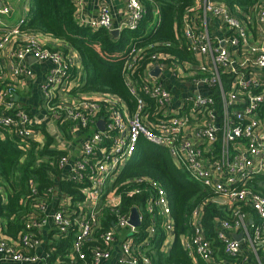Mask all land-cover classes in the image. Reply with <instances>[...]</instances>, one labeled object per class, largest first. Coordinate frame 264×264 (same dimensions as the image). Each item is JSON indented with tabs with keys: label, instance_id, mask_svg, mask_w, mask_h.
<instances>
[{
	"label": "built area",
	"instance_id": "1",
	"mask_svg": "<svg viewBox=\"0 0 264 264\" xmlns=\"http://www.w3.org/2000/svg\"><path fill=\"white\" fill-rule=\"evenodd\" d=\"M85 1L74 0L81 26L105 29L109 33L116 30L107 6H102L96 19H85L82 16ZM126 6L127 28L136 30L145 9L140 0H126ZM11 13L9 0H0V31L3 32L0 36V131L20 141L36 140L41 136L40 122L14 100L16 85L12 81L28 83L34 77L27 65L29 58L52 64L42 85L45 116L61 127L68 125L72 135L94 129L83 142L78 159L71 160L66 155L59 162L60 178L80 185L82 197L69 208L70 198L60 194L57 211L51 220L59 233L75 231L73 251L78 260L84 264L87 261L84 246L95 241V230L104 212L102 199L108 195L106 208L113 214L115 230L105 232L101 236L102 245L93 247L91 264L111 259V247L119 237V230H127L129 234L121 243L118 264H151L141 252L142 245L134 241L138 227L130 225L132 211L122 213L123 198L114 192L116 180L132 159L139 140L144 139L165 149L177 167L215 195L217 203L223 200L222 205L228 209L247 205L262 223L255 237H251L246 228V214H240L234 223L223 221L218 239L223 245L224 257H219L201 227L202 212L196 209L192 215L194 231L182 238L187 256L194 263L233 264L230 259L245 254L243 247L248 243L251 259L255 256L256 263L262 264L258 252L264 251V197L248 185L255 177L264 175V4L257 7L248 25L225 4L204 0L200 24L196 25L191 19L184 22L183 35L193 62L171 65L155 56L144 71L138 72L142 66L138 65L137 49L132 48L123 72L133 109L114 95L72 96L71 91L79 86L82 72L80 61L74 58L75 50L67 47L64 54L53 51L46 48L40 37L22 34L19 27L26 17L17 27L10 28L6 19ZM214 20L222 26L218 35L212 29ZM17 37L20 44L14 42ZM156 69L159 75L150 76L149 73ZM166 73L173 74L181 82L182 90L190 81L197 94L186 89L175 103L163 80ZM201 89L207 94H201ZM99 122L104 123L103 131L98 128ZM130 193V196L144 199L143 208L135 207L139 223L144 221L143 209L153 217H160L167 241L172 243L175 224L166 189L159 182L144 177L135 180ZM46 209L40 208L44 212L42 219L27 225L30 231L38 232L48 223ZM241 230L244 235L241 241L225 236L226 231ZM155 235V228L151 227L147 237L151 239ZM39 243L34 236L26 235L20 246H13L1 233L0 256L18 263H36L38 258L29 253ZM251 261L247 257L245 264Z\"/></svg>",
	"mask_w": 264,
	"mask_h": 264
},
{
	"label": "trees",
	"instance_id": "2",
	"mask_svg": "<svg viewBox=\"0 0 264 264\" xmlns=\"http://www.w3.org/2000/svg\"><path fill=\"white\" fill-rule=\"evenodd\" d=\"M213 1L225 4L248 25H251L257 7L264 4V0ZM140 2L145 15L139 27L136 30L125 29L116 38L105 29L93 30L81 26L74 0H29L26 21L19 27V31L59 42L61 46L58 48L46 46L53 51L64 54L67 53L65 47L75 50L80 57L82 72L79 86L71 91L72 96H92L99 93L114 95L133 109L123 72L132 48L137 49L138 65L142 66L138 72L144 71L155 56L171 65L194 61L183 29L185 20L193 19L195 15L192 11L195 10L196 0ZM196 15L200 19L202 13ZM2 33L0 31V36ZM62 130L68 133V125L62 126ZM42 132L43 141H20L15 136L4 138L3 134L9 133L0 131V224L3 237L13 246H20L26 235L40 240V234L30 231L27 225L44 217L40 208L52 204L56 191L70 198V203H67L69 208H73L77 203L75 201L82 197L80 185L60 178L62 170L59 162L67 154L56 150L54 138L48 132ZM144 177L159 182L166 189L175 224L170 251L165 252L167 234L160 217H153L143 209L144 221L138 227V234L133 237L137 245H142L141 252L150 259L151 264H208L203 261L194 263L182 247L183 236H190L194 231L192 215L196 209L202 212L201 227L217 249L219 257L223 256L222 244L217 234L219 223H232L240 214L248 213L260 223L256 213L247 205L228 209L217 203L215 195L195 182L185 170L177 167L166 150L155 147L144 139L139 140L136 152L114 186V192L123 198L122 213L127 214L135 207L143 208V197L130 196V192L135 180ZM248 187L264 197V176L252 179ZM106 197L102 199L104 217L95 230V241L84 246L87 257L85 264L92 262L93 247L102 245L101 236L115 230L112 227L113 214L106 208ZM5 198L6 203L3 202ZM257 225L261 226V223ZM151 227L155 228L156 235L150 239L147 236ZM70 231L67 234L55 233L57 240L52 247L56 251L51 255L49 264H84L73 251L74 230ZM243 248L245 254L230 261L233 264H245L248 257L253 260L251 264H257L254 257L251 259L250 250H247L248 243ZM258 255L264 264V251L261 249Z\"/></svg>",
	"mask_w": 264,
	"mask_h": 264
},
{
	"label": "crops",
	"instance_id": "3",
	"mask_svg": "<svg viewBox=\"0 0 264 264\" xmlns=\"http://www.w3.org/2000/svg\"><path fill=\"white\" fill-rule=\"evenodd\" d=\"M9 2L12 6V13H11V16L6 19V23L10 28H15L18 26L19 22L24 17L27 16V10H28L27 8H28L29 0H9ZM203 5H204V0H196V6L194 8L195 10L192 11L195 15H193V19H191L193 20L192 22L195 23L196 25L200 24V19H199L200 16L197 17L196 14L197 13L200 14L202 12ZM102 6H107L109 8L110 14L113 20V25L116 30L119 29L118 30L119 33L125 29H129L127 28L129 24V19H128L129 13L127 11L126 0H86L84 4L82 16L87 20L88 19L94 20L99 16ZM221 27L222 26L220 25L218 20L213 21L212 29L215 34L218 35L222 32ZM40 38H42L41 42L44 43L46 46L50 45L51 47H55V48H58L61 46L59 42L53 39H49L46 37H40ZM14 42L20 44V38L18 37L15 38ZM74 58L77 61H80V57L78 54L75 55ZM80 63H79V66H81ZM27 65L33 71V74H34L33 79L29 81L28 83H24L21 80L12 81L11 76L10 75L8 76L10 81H12L16 85V96L14 99L15 103L18 106H22L25 110L30 111L32 117L40 122L41 130L48 132V134H50L54 138V148L56 150L66 153L70 157L71 160L78 159L80 157V152H81V147H82L83 142L88 138V136H90V134L92 133L94 129L90 128L89 130L84 131L83 133L76 134V135L70 134L68 130V135L70 136L69 137L70 139L69 141H66L63 138L64 131L62 130V127L59 124L57 125V123H55L51 119L47 118L42 111V85L44 84L46 80V76L48 72L52 68V64L49 62H39L33 58H29L27 60ZM163 80L165 81L167 87L171 90L173 98L176 101L175 103H177V100L182 94V91H185L186 89L191 90V93L193 94H197V90L194 88L193 84L190 81L187 82L189 86H187L186 89L182 90L181 82L177 80L173 74L169 73L167 75L166 74L163 75ZM200 93L207 94V91L205 89H201ZM51 123H54L55 126H58L56 127V130L59 136L56 134L54 130L48 129ZM0 136L2 135L0 134ZM5 137L11 138L13 137V135L7 134L5 135ZM36 140L43 141V132L41 133V136L37 138ZM59 149H62V150H59ZM110 186H111V183L109 184L108 187ZM60 194L61 193H59V191H56L52 204L47 207L46 216L49 217L48 218L49 221L42 229L36 232L37 234H40L41 236L39 240L40 243L34 250H32L29 253V255H32L38 258L39 261H37L36 263H18V262H14L11 258L0 256V264H43V262L45 261L49 263V259L51 258V255L54 254L56 251L55 248L52 247V245L57 240V236L55 234L57 230L53 226L51 220H52V216L57 211V207L61 199ZM3 202L6 203V198L4 199ZM219 204H222V203L219 202ZM103 215H104V212L102 214L101 221L104 217ZM246 216H247L246 228H248L250 236L255 237L257 229H260L262 227V225L261 226L257 225V224H260L261 221L260 223H257L249 213L246 214ZM220 230H222L221 223H219L218 225L217 234H219ZM1 233H2V230L0 229V234ZM73 233L76 239L75 231H73ZM240 233L242 234V237H244L242 230L236 231L233 233L226 231L225 236L233 237L234 234L238 235ZM128 234L129 232L127 230L118 231L119 237L117 238V241L111 247V252H112L111 259L109 261H104L101 264H118L119 263V260L121 258V243L127 238ZM171 245L172 243H170V241L168 240L164 248V251L169 252ZM248 249H249V246L247 250ZM215 250L217 251V249ZM52 264H59V263L53 262Z\"/></svg>",
	"mask_w": 264,
	"mask_h": 264
},
{
	"label": "water",
	"instance_id": "4",
	"mask_svg": "<svg viewBox=\"0 0 264 264\" xmlns=\"http://www.w3.org/2000/svg\"><path fill=\"white\" fill-rule=\"evenodd\" d=\"M111 35L113 36V37H117L118 35H119V31L118 30H114V31H112L111 32ZM159 69H156V70H154V71H151L150 73H149V75L150 76H152V77H157L158 75H159ZM104 123L103 122H99L98 123V128L101 130V131H103L104 130ZM221 203H224V201L223 200H221L220 201ZM130 225L131 226H133V227H139L140 226V223H139V221H138V211H137V209L136 208H134L133 210H132V214H131V217H130ZM233 238L235 239V240H237V241H241L242 240V234L240 233V234H238V235H236V234H234L233 235Z\"/></svg>",
	"mask_w": 264,
	"mask_h": 264
},
{
	"label": "rangeland",
	"instance_id": "5",
	"mask_svg": "<svg viewBox=\"0 0 264 264\" xmlns=\"http://www.w3.org/2000/svg\"><path fill=\"white\" fill-rule=\"evenodd\" d=\"M167 74H169V73H166V75ZM56 127H58V126H55L54 125V123H51L50 125H49V130H54L55 132H56V134L59 136V134L57 133V130H56ZM55 134V133H54ZM3 136L5 137V135L3 134ZM70 136L68 135V133H63V138L66 140V141H69V138ZM57 142H58V140H57ZM59 150H62V149H59Z\"/></svg>",
	"mask_w": 264,
	"mask_h": 264
}]
</instances>
